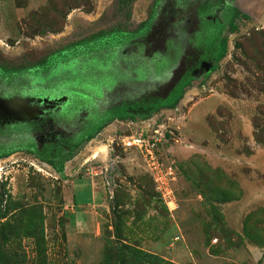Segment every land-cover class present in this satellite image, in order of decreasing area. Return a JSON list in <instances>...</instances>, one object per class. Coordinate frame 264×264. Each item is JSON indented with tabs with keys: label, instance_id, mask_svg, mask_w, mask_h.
I'll list each match as a JSON object with an SVG mask.
<instances>
[{
	"label": "rangeland",
	"instance_id": "1",
	"mask_svg": "<svg viewBox=\"0 0 264 264\" xmlns=\"http://www.w3.org/2000/svg\"><path fill=\"white\" fill-rule=\"evenodd\" d=\"M155 1L0 0V89L7 97L90 94L108 79L116 102L127 83L142 88L137 79L153 71L137 58L135 40L157 59L171 38L162 6L151 18ZM225 4L249 18L237 17L229 32L225 8L214 10L226 54L198 68L170 106L128 108L91 139L57 145L75 152L64 176L29 149L0 158V264H264V0ZM127 37L123 52L92 48ZM67 58L83 63L58 79L49 68ZM181 58L162 71L172 81ZM77 74L84 80L70 78ZM104 87L94 90L100 99ZM155 130L159 161L175 176L173 203L138 148L125 145Z\"/></svg>",
	"mask_w": 264,
	"mask_h": 264
},
{
	"label": "flooded vegetation",
	"instance_id": "2",
	"mask_svg": "<svg viewBox=\"0 0 264 264\" xmlns=\"http://www.w3.org/2000/svg\"><path fill=\"white\" fill-rule=\"evenodd\" d=\"M211 19L216 21L219 18L213 15ZM168 20V24L166 22L164 24V30H166V35L171 38L167 40L168 52H166L165 56H161L156 59L153 54H148L149 52L147 53L146 47H138L134 49V52L137 54V58L151 65V69L153 71L151 76L145 75L142 78L137 79L138 83L141 85H143L142 83L144 82L146 83L147 79L149 80L151 77H158L161 73H163L162 71L164 69L168 68V66H172V63L178 60L182 54V58L177 63V77L173 81L170 79L171 77H168L167 81L162 79L159 83H157L153 92H151L152 94L158 93L157 95H162L161 92L166 93L167 89L169 91L173 86H175V84H178L181 81L184 75L190 74L193 76L203 62L211 60L212 47L208 44V40L203 39L200 31V24H198L197 20L190 21L187 19L186 21L181 20L179 23L177 19L176 21L172 18ZM176 25H179V27H176ZM198 36L201 37L199 38V42L196 41ZM102 66L103 65H100V67ZM80 72L82 71L80 70ZM80 77V80H84L85 78L82 74ZM106 81H108V79L104 80L103 83L105 85L104 90L106 91L104 92V96L111 93L109 88L107 90L105 89L107 88ZM103 84L93 86L92 91L96 90V88L99 90ZM114 86L116 85H112L113 89ZM137 87H140V85L137 86L136 83H127L124 89H130L126 91H131V89L134 88L135 90L139 89ZM5 90L6 89L4 88L0 89V97L9 98L3 94V91ZM126 91L122 90V92ZM13 95L14 96L12 97L30 96H23L22 93H14ZM61 95L69 96V92L66 91L57 93V96ZM140 103L138 106H135V108H151V105H140ZM126 107L132 108L134 105H126ZM83 110L85 111L86 109L78 103V100L74 102L66 100V102L62 103L54 110H45L41 112V114L35 115L36 118L34 119L0 124V142L18 144L17 146L14 145L15 149H29L34 154L40 153L45 155V151H48L51 155L58 154L61 151L57 148V145H62L64 147H71L74 145V143L81 139L85 132L90 129L93 125L92 122L96 123L102 114V111H98L96 109H90V111L87 109L86 114H83L81 113ZM92 115H95V119L91 118Z\"/></svg>",
	"mask_w": 264,
	"mask_h": 264
},
{
	"label": "trees",
	"instance_id": "3",
	"mask_svg": "<svg viewBox=\"0 0 264 264\" xmlns=\"http://www.w3.org/2000/svg\"><path fill=\"white\" fill-rule=\"evenodd\" d=\"M158 6H162V8H163L162 9L163 11L161 12L162 14H164V13L167 14L166 20L172 18V19H175V21H176V19H177L178 23L181 22V20L186 21L187 19L190 21H194V20L198 21V24H200V31H201V34L203 36V39H205V40L208 39V44L212 45V49H211L212 50V55H211V57H212L211 67L212 68L215 67V66H213V64L215 62L219 61L221 58H223L226 54V38H225V36H223V37L220 36V30H221L223 25L218 20L213 21L211 19L213 16L214 10L220 6L225 8L222 15H224V17H225V22L227 24H229V26H230L229 32H234L236 30L235 21H236L237 17H243L245 19L249 18V16L247 14L239 12V10H236L233 6L225 4V0H156L155 5H154L153 10H152L151 18L153 16V12H155V10H157L156 8ZM229 11L231 12V15H229ZM170 15H171V17H170ZM208 17H211V18H208ZM146 24L147 23H144L143 26H145ZM164 24L161 27V29L164 27ZM150 29H151V27L148 28L144 33L140 34L139 36H145L146 34H148ZM158 32L159 31L157 30V32L154 33L155 38L157 37ZM209 35H211L210 38H208ZM199 38H201V37L198 36V39L196 40L197 42L200 41ZM94 40H96V38H94ZM129 41L131 42L132 38L127 37L124 40H112V41H107L104 44L103 43H100V44L96 43L95 44L96 47H92V48H95L96 50L100 51V50H105L108 47H111V50H112L111 52L113 54H116L118 51L123 52L125 50V45L129 44ZM88 42H89V40L85 39V40L81 41L80 43L85 45ZM144 42L145 41L140 42V41L135 40V42H134V45L136 46L135 48L146 47L144 45ZM135 48H133V49H135ZM131 49L132 48H130V50ZM91 50H93V49H89L88 52H90ZM88 52L81 51V52H79V54L84 55V54H88ZM72 60H73V58H67V59H63L62 61H57L56 63H54V65H52V67L49 68V70L54 69L53 71H55L59 74L58 79L68 77L70 75H68L67 72H66V74L68 76H64L65 69L68 67L67 65H69L70 63L78 64V62L83 63V61H80V60L78 61L77 59H75L74 61H72ZM81 71L84 72V70H81ZM71 73H73V72H71ZM88 73H90V72H88ZM8 78H9L8 80H10L11 77H8ZM70 78L73 81L78 82L81 77L77 74L74 78L73 77H70ZM50 79L54 80L53 78H50ZM55 79H56V77H55ZM154 79L155 78H152V77L149 78V80L147 79L146 83H143V86L147 89V88H149V86H151L153 84L152 87L154 88L157 85V83L160 82V81L155 82ZM192 79H193V76H191L190 74H186L182 77L181 81L178 84H175V86H173L169 91L167 89L166 93L162 92V95H157L158 93L152 94V93H149V91H147V92L145 91L143 96L136 97V98H130L127 101H121V102H118L116 104L109 105L107 107H100L99 108L100 110L96 109L98 111H102L101 117L96 123L92 122L93 125L90 127L89 130H87L85 132L84 136L82 137V140L87 141V140L91 139L92 137H94L96 135V133H98L105 126L106 123H108V122H110L116 118L117 119L125 118V113L128 109V107H126V105H129V106L134 105V107H135V106H138V104L141 102L140 105H142V104L151 105L150 110L155 109L157 107H168V106H170L175 100L182 97L183 89L185 88V86H187L192 81ZM50 87L52 89V86H50ZM150 89H152V88H150ZM70 92H69V96H71L70 102L71 101L74 102V101L78 100V103L81 104L83 106V108H85L86 110L87 109L90 110L91 106H93L95 104L97 105V101L99 103L100 100L105 99V98L100 99L99 98L100 95H99V97H97L98 95L95 93V91H92L90 94L87 92H82L81 90L80 91L74 90V92L73 91H70ZM45 95L57 96V93L53 92V91H51V92L47 91V92H45ZM83 98L85 99V102H82ZM91 110H95V108L91 109ZM91 118L95 119V115L94 116L92 115ZM160 143L158 144V146H160ZM14 145L17 146L18 144L0 142V158L7 156L13 150H17L14 148ZM74 155H75V152H74L73 147L71 149H69L68 151L59 152L58 154H55V155L49 154L48 151H45V155L40 154V153H35L36 157H38V158L46 161L47 163H49L54 168V170L60 174V176H64V164H65V162L68 161L69 159H71Z\"/></svg>",
	"mask_w": 264,
	"mask_h": 264
},
{
	"label": "water",
	"instance_id": "4",
	"mask_svg": "<svg viewBox=\"0 0 264 264\" xmlns=\"http://www.w3.org/2000/svg\"><path fill=\"white\" fill-rule=\"evenodd\" d=\"M211 65L212 64L209 62H203L199 68H203V70L207 71L210 69ZM170 73L168 69L167 71L161 73L158 77H156L154 81H161L162 79H165V77H171ZM152 86L153 84L149 86V88L147 89L143 86L142 88L136 89L135 91H129L127 93L119 95L120 97H118V100L116 102L109 101L108 98L109 95H107L105 96V99L100 100V102L97 103V105L95 104V106H91V109L94 108L97 109L99 107H107L109 105L116 104L121 101H127L130 98L140 97L144 95L145 91L146 92L149 91V93H151L153 92L154 89ZM70 99L71 96H67V95H61V96L43 95L36 97L31 96V97H9V98L0 97V124L34 119L36 118L35 115H39L41 114V112L45 110H51L55 105L56 107H59L62 103L66 102V100L70 101Z\"/></svg>",
	"mask_w": 264,
	"mask_h": 264
},
{
	"label": "built area",
	"instance_id": "5",
	"mask_svg": "<svg viewBox=\"0 0 264 264\" xmlns=\"http://www.w3.org/2000/svg\"><path fill=\"white\" fill-rule=\"evenodd\" d=\"M157 132L155 130L152 135L140 134L137 137H131V140L126 141L125 145L138 148L144 160H146V166L156 184V188L164 198H167L169 203H173L174 195L173 193L170 195L168 187L170 186L169 181L173 180L175 176L170 167L162 166L159 161L157 153L161 136L157 135Z\"/></svg>",
	"mask_w": 264,
	"mask_h": 264
},
{
	"label": "crops",
	"instance_id": "6",
	"mask_svg": "<svg viewBox=\"0 0 264 264\" xmlns=\"http://www.w3.org/2000/svg\"><path fill=\"white\" fill-rule=\"evenodd\" d=\"M82 199V198H81ZM83 204V203H82Z\"/></svg>",
	"mask_w": 264,
	"mask_h": 264
}]
</instances>
